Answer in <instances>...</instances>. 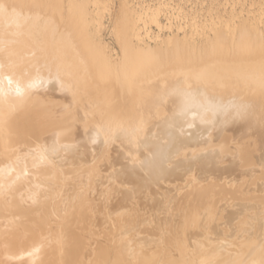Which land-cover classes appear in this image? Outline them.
I'll list each match as a JSON object with an SVG mask.
<instances>
[{
    "label": "bare ground",
    "instance_id": "6f19581e",
    "mask_svg": "<svg viewBox=\"0 0 264 264\" xmlns=\"http://www.w3.org/2000/svg\"><path fill=\"white\" fill-rule=\"evenodd\" d=\"M63 6L0 0V264H264V46L114 72Z\"/></svg>",
    "mask_w": 264,
    "mask_h": 264
},
{
    "label": "rangeland",
    "instance_id": "374dc122",
    "mask_svg": "<svg viewBox=\"0 0 264 264\" xmlns=\"http://www.w3.org/2000/svg\"><path fill=\"white\" fill-rule=\"evenodd\" d=\"M63 1L66 19L73 9L86 16L95 47L114 72L125 65L127 44L133 52L144 56L169 53L176 45L204 56L222 39L221 44H228L230 51L235 52L247 32L251 45L259 42L264 46V0ZM41 3L51 10L58 0Z\"/></svg>",
    "mask_w": 264,
    "mask_h": 264
}]
</instances>
